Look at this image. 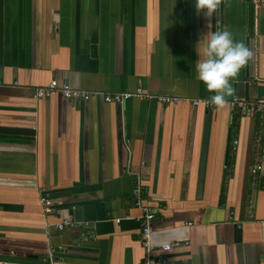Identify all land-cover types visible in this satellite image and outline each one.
<instances>
[{"label": "crops", "instance_id": "crops-1", "mask_svg": "<svg viewBox=\"0 0 264 264\" xmlns=\"http://www.w3.org/2000/svg\"><path fill=\"white\" fill-rule=\"evenodd\" d=\"M210 20L193 0H0L1 260L145 264L139 186L155 264H264V111L188 101L214 94L195 43L224 27L250 51L225 100L264 98V2L220 0ZM51 79L183 99L35 98ZM43 194L60 201L48 215Z\"/></svg>", "mask_w": 264, "mask_h": 264}, {"label": "built area", "instance_id": "built-area-1", "mask_svg": "<svg viewBox=\"0 0 264 264\" xmlns=\"http://www.w3.org/2000/svg\"><path fill=\"white\" fill-rule=\"evenodd\" d=\"M264 0H255V4L263 3ZM53 93H58L63 99L70 101H88L93 97H100L105 103H122L133 97H148L155 99L161 105L175 106L183 98L169 95H159V94H148L143 93L140 89L134 92H102V91H88L73 87L67 81H59L57 79H51L46 85L38 87L34 90L33 96L37 99L48 98ZM208 99H190V103L194 106H201L207 110L216 108L217 106L207 103ZM231 108L239 109L240 113L246 117H253L255 114L264 111V98H257L255 100L246 101L237 97H232L230 100L226 101ZM260 166H255L251 169V173H255ZM142 190L139 186H136L132 190V202L133 206L141 210V215L137 218L140 223V233L139 241L141 246L145 250V264H155L163 262L164 259L161 256L153 257L152 251L154 249L151 243V224L154 219L153 212L143 206L141 201ZM39 202L44 215L51 214L54 212V206L60 205V201L51 199L48 195L43 194L39 196ZM126 216V219H129ZM118 222L119 219H116ZM75 222L72 219L64 218L60 222L54 224V228L58 231L63 230L66 227L72 226ZM88 239L85 236L82 240L86 241ZM174 244H164L160 245L158 249L160 251H167L173 247ZM0 264H9V262L1 260ZM54 264V263H53Z\"/></svg>", "mask_w": 264, "mask_h": 264}, {"label": "clouds", "instance_id": "clouds-1", "mask_svg": "<svg viewBox=\"0 0 264 264\" xmlns=\"http://www.w3.org/2000/svg\"><path fill=\"white\" fill-rule=\"evenodd\" d=\"M197 13L203 12L210 28L213 12L219 6L220 0H193ZM195 75L201 81L206 90L214 93L207 103L217 107L226 104L225 96L232 89L229 79L235 77L240 68L250 56L249 49L243 42L235 40L233 33L227 28H217L214 31L207 30L195 43Z\"/></svg>", "mask_w": 264, "mask_h": 264}]
</instances>
